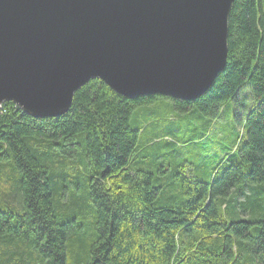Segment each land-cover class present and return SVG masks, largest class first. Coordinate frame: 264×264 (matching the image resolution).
I'll list each match as a JSON object with an SVG mask.
<instances>
[{
    "label": "trees",
    "instance_id": "trees-1",
    "mask_svg": "<svg viewBox=\"0 0 264 264\" xmlns=\"http://www.w3.org/2000/svg\"><path fill=\"white\" fill-rule=\"evenodd\" d=\"M228 44L226 68L194 101L128 99L93 79L60 117L3 104L0 264H264V0L235 1ZM244 91L243 137L202 161L204 180L194 157Z\"/></svg>",
    "mask_w": 264,
    "mask_h": 264
},
{
    "label": "water",
    "instance_id": "water-1",
    "mask_svg": "<svg viewBox=\"0 0 264 264\" xmlns=\"http://www.w3.org/2000/svg\"><path fill=\"white\" fill-rule=\"evenodd\" d=\"M236 0H0V108L66 114L93 79L194 101L226 68Z\"/></svg>",
    "mask_w": 264,
    "mask_h": 264
},
{
    "label": "rangeland",
    "instance_id": "rangeland-1",
    "mask_svg": "<svg viewBox=\"0 0 264 264\" xmlns=\"http://www.w3.org/2000/svg\"><path fill=\"white\" fill-rule=\"evenodd\" d=\"M241 95L238 96L240 98ZM247 99L246 101H239V104H235L234 102H229L224 105L225 111H223L220 114V120L216 122L212 128L209 130V133L211 135L210 140L214 141L207 142L205 141V148H200L199 152L194 157L195 159H198V171L201 172L200 177L204 180H208L210 178V172H212L211 169H206V167L203 164L204 159H209L211 163L218 162L228 148L232 147L234 144L240 142L241 138L243 137L242 134V128L244 127V119L245 116L250 110V108L253 106V99L249 95L248 91H244L242 94L241 99ZM165 104V101L162 99H157L153 106L149 105H142L139 108L136 109L134 112L133 122L134 118L139 119V123L144 122L146 117V114L149 112L148 110L154 109L157 106H162ZM241 105V106H240ZM167 110L165 108L161 109V114H164V111ZM167 116V115H165ZM202 127V126H200ZM151 129H147L146 132L141 134V140L142 137H145V139L150 138L152 136ZM240 137V140H239ZM212 143V144H211ZM5 186L10 189V184L6 183ZM256 193L255 196L257 198H260L264 200V191H260L262 189V185H256ZM243 199V198H241ZM12 245V249H13ZM8 249V248H7ZM16 249V248H15ZM15 249H13L15 251ZM22 249V248H21ZM3 251V250H2ZM0 251V252H2Z\"/></svg>",
    "mask_w": 264,
    "mask_h": 264
},
{
    "label": "built area",
    "instance_id": "built-area-1",
    "mask_svg": "<svg viewBox=\"0 0 264 264\" xmlns=\"http://www.w3.org/2000/svg\"><path fill=\"white\" fill-rule=\"evenodd\" d=\"M2 109V107L0 108V110Z\"/></svg>",
    "mask_w": 264,
    "mask_h": 264
}]
</instances>
